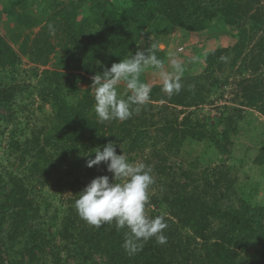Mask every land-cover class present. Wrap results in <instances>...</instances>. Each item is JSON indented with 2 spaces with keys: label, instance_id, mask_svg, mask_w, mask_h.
Masks as SVG:
<instances>
[{
  "label": "trees",
  "instance_id": "1",
  "mask_svg": "<svg viewBox=\"0 0 264 264\" xmlns=\"http://www.w3.org/2000/svg\"><path fill=\"white\" fill-rule=\"evenodd\" d=\"M0 8L9 27L6 34L0 32V108L11 107L17 95L37 99L40 113L46 106L63 108L37 130L10 134L8 159L17 166L0 170V264H264V203L255 206L251 193L238 195L233 167L221 164L232 158L241 116L228 108L231 113L202 123L190 114L179 130L177 120L165 121L166 113L157 105L167 102L188 109L204 104L218 92L224 67L236 66L248 46L251 58L243 72L264 73V0H0ZM157 25L167 34L178 29L195 35L225 26L238 40L210 62L209 83L205 75L187 74L181 77V92L173 95L153 85L149 101L130 119L100 122L92 77L134 55ZM36 29L42 63L48 68L30 71L34 83L11 87L5 80L23 74V58ZM84 76L90 86L80 93ZM261 77L240 82L239 105L256 106L264 115ZM150 135L155 137L154 152L145 164L156 177L149 191L157 190L150 205L158 209L150 217H165L167 243L159 245L152 238L130 256L123 248L126 228L117 231L114 222L91 226L75 206L59 212L46 190L55 178L78 171L91 181L107 175L111 182L106 163L87 167L95 149L103 151L111 141L117 154L123 149L130 154ZM187 137L213 155L210 163L198 159L181 170V184L171 161L181 154ZM216 159L220 163L213 165ZM253 163L264 166V148Z\"/></svg>",
  "mask_w": 264,
  "mask_h": 264
},
{
  "label": "rangeland",
  "instance_id": "2",
  "mask_svg": "<svg viewBox=\"0 0 264 264\" xmlns=\"http://www.w3.org/2000/svg\"><path fill=\"white\" fill-rule=\"evenodd\" d=\"M8 31L9 27L1 15L0 32L6 34ZM39 31L40 29H36L33 34L29 53L23 58L24 71L21 77L16 80L9 78L5 80V82L11 81L9 82L11 87L16 86L20 88L23 85L34 83L35 81L33 79L30 80L28 78V75L31 73L30 71L35 68L40 71L48 68L43 66L42 56L36 43ZM237 40L238 38L230 37L228 27L225 26L217 27L208 34L195 35L187 34L178 29H173L167 34V29L164 26L157 25L148 30L147 36L142 40L139 49L146 50L152 43L163 45L162 50L158 49L155 54H162V58L160 59L166 71H173L171 68V60L176 59L185 67V71L181 75L182 79L187 74L196 76L205 75L209 83L211 80V77H208L210 62L223 55L228 47L236 44ZM250 48L251 46L247 47L246 57H241L236 66L231 68L229 65H226L224 67V75L219 73L221 81L220 88L204 104L188 109L169 105L167 102H160L157 105L164 109L166 113L165 121L177 120L179 130L183 129L182 122L190 114L191 119L194 121L213 123L216 118L220 117L221 113H231V110L228 108H232L233 114L235 109V114L242 118L241 127L233 139L232 158L227 161L222 160L221 164L233 167L232 176L237 178L235 188L237 194L240 196L244 195V193L255 195L253 204L260 206L264 203V166L257 165L253 162L264 148V115L262 109L256 106L242 107L239 105L242 94L240 82L248 79L246 84H249L253 83L258 77H264L263 70L258 73L243 72V67L248 66V61L251 58V54L249 53ZM142 77V80L152 86L163 85L159 70L157 69L148 68L141 74L140 79ZM88 83L89 77L84 76L78 84V91L80 93L85 92L87 87L90 86ZM119 91L121 94H127L124 83L119 85ZM10 103L12 106L6 110L0 108V118L2 119H0V128L4 131V135L0 136V170L2 168L6 169L17 166V164L14 165L15 161L13 158L8 159L10 156L8 141L11 132L18 131L20 133L22 129H30V131L37 130L43 126L48 116L55 112L61 113L63 111L62 106L57 107L55 110L50 106H46L44 108L45 113H40V110L37 109V99L29 97L28 95H17ZM152 141H155L154 135H150L143 144H140L137 150L133 151V153L126 154V156L129 160L133 159L130 161L135 162L145 163L146 159L151 160V153L154 152ZM159 146L163 147L162 144ZM183 146L181 154L177 156L173 155L171 161L173 171L177 174L179 180H181V170L187 168L191 162L194 163L199 159L200 162L204 160L205 163H210L209 160L213 155V150L206 152V146L203 143L195 142L191 137L185 138ZM165 154L168 155L167 152ZM211 162L215 165L219 164L220 160L216 159ZM153 177L156 178L155 176ZM182 181L184 180L180 181L181 184ZM90 182L91 180L82 171H78L70 177L63 174V176L55 178L53 186L46 190L48 200L59 212H63V210L67 211L75 206V201L79 198V193ZM156 192V189H151L149 191V197ZM150 202L149 198L146 204V213L148 216L158 211L155 206L150 205ZM59 237L62 239V236Z\"/></svg>",
  "mask_w": 264,
  "mask_h": 264
},
{
  "label": "clouds",
  "instance_id": "3",
  "mask_svg": "<svg viewBox=\"0 0 264 264\" xmlns=\"http://www.w3.org/2000/svg\"><path fill=\"white\" fill-rule=\"evenodd\" d=\"M162 48L163 45L152 43L148 49H139L134 55L123 58L119 63L112 64L110 69L106 68L102 74L92 77L94 110L100 122L126 121L134 112L140 111V106L149 101L152 90V85L142 82L140 77L150 67L159 70L163 92L169 95L181 92V75L185 67L172 59L173 71H166L162 60L155 54ZM121 83L126 85V92L130 93L126 97L119 91ZM94 152L95 158L87 161V167L104 162L108 172L113 174V179L110 182L109 176H99L79 193L75 208L81 219L96 228L113 222L117 231L126 228L128 231L123 248L130 256L142 251L144 243L152 238L159 245L166 244L164 230L168 224L165 217L160 215L152 218L146 213L149 190L154 183L151 167L143 162L130 161L124 149L123 154H117L115 142L110 141L103 151L96 148Z\"/></svg>",
  "mask_w": 264,
  "mask_h": 264
}]
</instances>
